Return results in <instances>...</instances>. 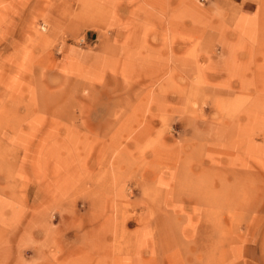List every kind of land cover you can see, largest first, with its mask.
I'll return each instance as SVG.
<instances>
[{"label": "rangeland", "instance_id": "374dc122", "mask_svg": "<svg viewBox=\"0 0 264 264\" xmlns=\"http://www.w3.org/2000/svg\"><path fill=\"white\" fill-rule=\"evenodd\" d=\"M264 0H0V264H264Z\"/></svg>", "mask_w": 264, "mask_h": 264}, {"label": "crops", "instance_id": "0c3cea01", "mask_svg": "<svg viewBox=\"0 0 264 264\" xmlns=\"http://www.w3.org/2000/svg\"><path fill=\"white\" fill-rule=\"evenodd\" d=\"M221 1H223V0H212V3H213V5H218V4L220 5ZM261 72H264V68H262Z\"/></svg>", "mask_w": 264, "mask_h": 264}]
</instances>
